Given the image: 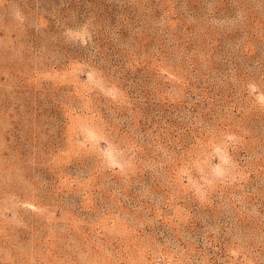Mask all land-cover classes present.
Returning <instances> with one entry per match:
<instances>
[{
    "label": "rangeland",
    "instance_id": "obj_1",
    "mask_svg": "<svg viewBox=\"0 0 264 264\" xmlns=\"http://www.w3.org/2000/svg\"><path fill=\"white\" fill-rule=\"evenodd\" d=\"M0 264H264V0H0Z\"/></svg>",
    "mask_w": 264,
    "mask_h": 264
}]
</instances>
